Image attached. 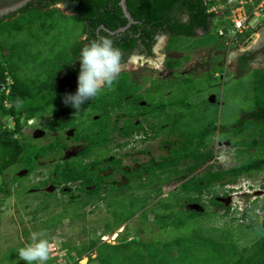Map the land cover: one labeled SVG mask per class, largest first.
Segmentation results:
<instances>
[{"label": "trees", "instance_id": "trees-1", "mask_svg": "<svg viewBox=\"0 0 264 264\" xmlns=\"http://www.w3.org/2000/svg\"><path fill=\"white\" fill-rule=\"evenodd\" d=\"M121 2L33 0L0 18V193L8 197L16 192L20 201L30 193L45 195L42 202L23 206L34 222L53 207L64 206L61 218L69 215L72 218L76 216L70 210L73 203L97 207L106 201L112 208L119 204L132 208L137 207L140 198L146 200L140 213L143 225L149 222L150 214L164 218L162 222H152L160 228L180 229L203 219H216L219 217L216 207L222 204L213 197L207 205L204 197L243 177L264 175V81L254 101L255 109L243 111L239 121L227 123L223 94L215 93L221 86L219 79L216 85L214 79L204 84L206 80L178 72L193 60V50L210 49L213 44L224 47L217 37L209 34L216 14L208 13L206 0H127L134 20L129 27ZM60 5L64 10L59 9ZM123 28L127 29L121 31ZM200 33L207 36L202 37ZM68 34L79 36L80 41L76 42V38ZM102 36L109 37L114 47L120 49L125 67L114 90H105L76 112L62 99L65 94L77 91L81 49ZM161 37L169 39L165 49L169 55L166 65L174 74L164 79L148 76L138 80L136 74L127 69L128 64L136 56L155 59ZM204 38L209 39L208 44ZM177 41L184 45L176 46ZM258 52L264 54V47ZM183 53L185 55L179 58L173 57ZM255 55L256 52L243 55L241 68L249 65L250 70ZM187 84L190 88L185 90ZM212 95L216 96L215 101L209 100ZM199 96L200 105L205 107L204 121L197 131L185 130L178 126L182 116L179 114L187 110L188 103H198L195 100ZM189 106L192 110L193 105ZM211 112L214 115L209 119ZM159 113L167 120L176 118L168 131L170 138L176 137L168 142L166 156L148 164L137 160L140 167L136 169L127 165L124 158L113 155L116 148L129 145V141H120L112 148L117 138L132 140L149 131L155 133L152 138L160 136L156 131L165 129L160 121L159 126L145 125L151 123L150 118L157 119L153 116ZM8 119L14 123L13 129L7 126ZM31 119L38 120L34 128L44 131L50 143L45 144L25 133ZM243 133L249 134L248 140L242 139L246 135ZM217 137L236 148L242 160L245 155H250V160L246 157L228 169L215 167L211 162L218 157L213 147ZM72 149H76V153L69 154ZM22 170L26 171L24 176L20 175ZM7 173H11L10 181ZM38 176L43 177L42 182L36 181ZM164 179L169 181L167 185ZM176 182L179 188L172 197L162 198L165 187ZM69 183L79 184V193L73 195L70 202L60 203L57 192L44 191L50 185L58 189ZM13 184L17 185L16 190L11 189ZM136 184L139 186L129 192ZM125 196L132 198L130 202ZM189 204H198L202 210L190 209ZM224 208L228 215L231 206ZM111 213L112 220L106 224L103 235L75 247L80 258H74V249H69L71 264H81L85 257H88L87 264H264V236L245 257L232 237L221 235L224 239H218L221 231L214 227L207 232L209 235L194 227L191 236L166 242L141 240L110 244L102 238L138 214L128 207L122 213L114 208ZM51 222L56 223V218ZM18 249H10L2 261L22 263ZM199 249H208L217 257L212 255L203 261L201 254H197ZM52 263L53 260L47 262Z\"/></svg>", "mask_w": 264, "mask_h": 264}, {"label": "rangeland", "instance_id": "rangeland-1", "mask_svg": "<svg viewBox=\"0 0 264 264\" xmlns=\"http://www.w3.org/2000/svg\"><path fill=\"white\" fill-rule=\"evenodd\" d=\"M61 10H64V7L59 6ZM225 13L219 12V15ZM80 31V30H79ZM76 32V31H75ZM75 32L73 34H75ZM81 33V32H79ZM78 33V34H79ZM73 34L69 35L73 37ZM80 41L79 36L73 37ZM184 41V40H182ZM180 41V45H184ZM204 41H207V44L209 43L208 38H204ZM264 42V40H261ZM76 44V43H75ZM167 42H164L163 45L158 47V50L165 51V53L168 55V53L165 50ZM178 41L176 42V46L179 45ZM196 52L193 57V64L192 66H186L184 70L186 71L184 74L189 72L190 70H197L200 68H203L198 66L200 61H202V57L197 54ZM161 53H159L160 55ZM175 54L173 57L179 58L183 56L184 54ZM234 55V53H233ZM169 56L165 57L164 60H167ZM234 57V56H233ZM232 57V59H233ZM164 60L160 62V59L154 60V61H145L143 59L134 58V60L130 61L129 65L127 66V69L133 72L135 77L142 81L145 77L151 76L153 78H167L169 76V72L165 68ZM232 61L231 59L228 61ZM181 71V72H182ZM204 71V68L203 70ZM213 72V71H212ZM212 72L205 73L206 75H211ZM180 75V74H178ZM204 75V74H202ZM232 77L229 78V81L227 84H225L222 87H218L215 90V93L218 94L219 92L223 94V110H224V120L227 123H235L239 121V119L242 117V112H248L250 110L255 109V99L257 96V93L261 90L260 83L264 81V70L257 72V71H249L247 75H244L240 78ZM185 79V77H184ZM201 76V80H202ZM189 84L185 86V90H188ZM178 91H180L178 89ZM181 92V91H180ZM203 96V95H202ZM200 96L195 100L198 103H188L187 110L184 109L182 114H179L181 116V128L183 127L185 130H199L201 123L204 121L202 118V112L205 107L201 106L200 103H202V100L199 102ZM214 101V98H213ZM189 105L192 106V110L189 108ZM200 105V106H199ZM171 113V112H168ZM164 114H166L164 112ZM214 113L211 112L208 116L209 119L213 117ZM157 119H152L151 123H145L146 127H149L150 124H157L162 123L164 125V128L162 131H156L160 132V136H157L156 138H152L155 133L152 131H149V133L146 135L141 134L133 138L132 140L128 139H122L117 138L114 142V145H112V148H115V144L117 142H124L129 141V145L123 146V148H116L113 151V155H117L118 158H124V161L127 165L134 166V168L138 169L140 166L136 163L138 160L141 164H148L152 160L160 161L163 156H166L168 154V148L170 147L169 141L170 139H174L176 136L173 135L174 138H170L168 136V131L172 127L171 123H175L176 118L173 119H166L165 116L161 113L157 114ZM168 118V117H167ZM7 126L9 128H14V123L11 119L6 120ZM32 125L28 123V127L25 129V133L30 136H34L35 139L42 140L45 144L48 142L50 143V140L45 138V132L42 131L40 128H34L33 125L36 124V120H33V122H30ZM45 125V124H41ZM157 126H159L157 124ZM162 127V126H161ZM163 128V127H162ZM250 131V133H253L254 131L247 129ZM246 134V133H243ZM249 134L242 136V139L248 140ZM211 143V142H210ZM214 150L216 153H218L217 160H213L211 164L215 165V167H223V168H230L233 166L238 165L241 161H244L246 159V155L243 156L242 160L240 156H237V151H229L228 147H230L229 143H222L218 139H216L214 144ZM76 149L70 150L68 153H76ZM229 151V153H228ZM127 155V156H125ZM248 160H250V155H248ZM204 168V167H203ZM203 170V169H202ZM26 174L25 170H22L20 172L21 176H24ZM6 178L10 181L11 180V173L6 174ZM35 178V177H33ZM164 178V177H163ZM163 178L160 180L161 184L163 182ZM167 183L169 181L167 179H164ZM254 180H260V184H264V175H259L253 178L243 177L240 180V183L237 185L230 184L226 187H218L215 190H213L212 195L205 197V202L207 205H209V201L211 198L214 197V199L221 203L222 205L219 207H216V210H219V217L216 219H203L202 221H196L191 223L188 227L183 228H176V227H169V228H160L157 226V224L152 223L155 221L162 222L164 218L155 216L154 214L149 215V222H147L146 225H143L141 222L140 213L144 210L142 208V204H146V200L142 201V199H137V207H130L127 205H115L113 208L109 207L107 202H102L100 206H89L86 210L82 211L80 214V211L82 210V206L79 204V206L72 210L73 215H77V217L80 216V219H76L75 216L72 218L71 215L65 216V218H61V215L63 214V207L62 208H51L49 209L45 214L42 216H38V219L34 222L33 216L28 214L29 210L23 207L25 204L28 203H38L39 201H43V195L41 192L38 193H30L25 198L22 197L21 201L17 197V193L13 192L11 195L6 197L5 195L0 193V264H10L7 261H2L6 253L12 248H21L27 243H30V234L32 232H45L47 234V238L53 243L54 249H53V255L50 260H53L52 264H71L69 259L68 251L70 248H73V255L74 258L77 256L80 258L81 256L78 254L79 250L75 247L81 246V244H87L89 242L94 241L95 239L99 238L101 235H103V232L105 230L106 224L112 220V213L114 208L120 210L122 213V210H126L127 207L133 210V212L136 214V217L133 218V220H129V229L127 228L125 232H127V236L120 235L121 230H115L117 234L120 235V238L113 239V233H110L107 235V243L111 244H121V243H129L131 241H148V242H166L169 240H173L177 237H189L192 235V230L194 227H197L200 231H203L202 233H206L208 231L213 230V227L216 229H219L220 236L218 239L223 240L224 238L221 235H225L227 237H232L234 241L236 242V246L240 248L241 251L245 252L244 256L247 257L249 252L254 251V247L257 246V243L259 240L264 236V199L260 200V203L257 205V209L260 211L259 214H254L249 216L247 219L244 217H241L242 214L238 213L237 207L240 205L244 206V199L248 198L246 197V192L242 191V187H248L250 184L256 185L258 183H255ZM37 182H42L43 177L36 178ZM1 183V178H0ZM10 183V182H9ZM28 183V182H24ZM22 184V183H21ZM236 184V183H235ZM10 185V184H9ZM23 185V184H22ZM137 185V184H136ZM134 185L130 190L136 189L139 185ZM20 187V186H19ZM17 185L13 184L11 189L16 190ZM179 188V184L173 183L170 186H166L164 189V193L162 198L169 199L172 197L173 193H175ZM14 190V191H15ZM44 191H49V193H55L57 191L58 196L60 197V203L63 202L67 197L65 194L62 193L61 190L57 189L55 190L53 187H48L44 189ZM151 191V190H150ZM150 194H148L149 196ZM6 197L3 201H1V198ZM129 202L130 199L128 196H125ZM32 205V204H31ZM231 206V213L228 215L226 214V210L224 207ZM95 207V208H94ZM195 208L199 209L200 211L202 208L198 206H194ZM148 208V207H147ZM71 210V209H70ZM186 210V209H184ZM138 215V216H137ZM53 218H56V223L51 222ZM48 227H47V225ZM253 225V226H252ZM125 229V228H124ZM230 231L231 234L228 232ZM214 232V231H213ZM212 232V233H213ZM209 235V234H207ZM216 237L212 238V240L216 241ZM105 242V241H104ZM197 254L203 257V261L206 259H209L210 256L213 255L212 252L208 249H199L197 251ZM86 255L85 253L83 256ZM96 254L94 255V257ZM215 256V255H213ZM217 257V256H215ZM247 259V258H246ZM49 260V261H50ZM48 261V262H49ZM200 261V260H199ZM249 261V260H248ZM87 260L84 261L86 263ZM73 263V262H72ZM20 264H24L23 262ZM83 264V262L81 263Z\"/></svg>", "mask_w": 264, "mask_h": 264}, {"label": "clouds", "instance_id": "clouds-1", "mask_svg": "<svg viewBox=\"0 0 264 264\" xmlns=\"http://www.w3.org/2000/svg\"><path fill=\"white\" fill-rule=\"evenodd\" d=\"M224 3L225 2H221L219 0H206V4L208 7V13L216 14L215 18L212 20V23L210 25L209 34L217 37L220 43H223L222 45H224V47L218 48V45L213 44L210 46V49L205 48V49H200L197 51L193 50L191 52L193 57H194L193 54H195L196 52H198L197 54L199 55H204L205 59L202 61V63L204 64L210 61V55L212 54L222 55V54L228 53L227 56H232L234 53V55L239 56V59H240L246 53L248 52L257 53L258 50L264 47V42L261 41V40H264V0H252V2L248 4L247 11L250 15V19L247 24L249 25L250 29L245 31L244 33L238 32L237 34L233 33L234 30L231 27L230 22H228L226 19L227 15L230 12V9L227 6H225ZM261 5H263L262 12L259 9ZM220 11L221 12L225 11V13L219 15ZM256 13H260V15H257ZM200 35L202 37L207 36L206 33H200ZM164 42H167L168 44L169 42L168 37L160 38L159 43L155 49L156 54H157V57L155 59L147 60L144 57L136 56V57H133L131 61L134 58L143 59L145 61H154L157 59L158 60L160 59V62L163 61L165 57L169 56L165 53V51H162L163 49H161L160 51L158 50V47L163 45ZM159 53L161 54L159 55ZM183 54L185 55V53ZM78 60L80 62V72L78 75L77 91L75 92V94H65L62 99V102L66 106H70L71 108L75 109L76 112L81 110L82 105H84L88 101H91L97 98L105 90H109V91L114 90V86L117 83L119 76L125 67V64L123 62L122 52L120 51L119 48L114 47L113 41L107 36H102L98 40H93L91 41V43L83 47L81 49ZM166 61L167 60H164V64H165L166 70L169 72L168 77H170L171 74L172 75L174 74V71L171 72V69L167 68ZM191 64H193V61H191V63H189L187 66L190 67L192 66ZM184 68L178 72L182 73L184 76L189 75V72L191 70L187 72L186 74H184L186 72V71H182L184 70ZM222 86H224V83H221L220 87ZM33 120H36V124L38 123L37 119H31L29 120L28 123L32 125L30 122H33ZM36 124H34L33 127ZM216 139L219 140L218 137ZM225 143H228V142H225ZM228 150L230 152L234 150L237 151L236 148H232L231 146L228 147ZM240 180H238L236 184L234 183V185L239 184ZM254 182L258 184L256 185L250 184L248 187H245V186L242 187V191L246 192L245 196L248 198L244 199L243 201L244 206L239 204V206L237 207L238 213L242 214L241 217H244L245 219H247L251 215L260 213V211L257 209V205L260 203V200L264 199V188H263L264 184L261 185L259 183L260 180H254ZM78 185L79 184L75 185L74 183H69V185L67 186H62V187L60 186L61 188H58L59 190L62 191V193H63V190L65 191L63 193L67 196L65 197L66 198L64 200L65 202H70V200H72V198L74 197L73 195H77L79 193ZM50 187H53V186L50 185ZM53 188L57 190L56 187H53ZM70 192H72V194H69ZM203 201L205 202V197ZM71 206L72 208L70 209L72 211V210H75L79 206V204L73 203V205ZM81 206H82V210L80 211V214L82 211L86 210L87 207L93 206V205L82 204ZM194 206H198L202 208L198 204L188 205L190 209H197ZM75 217L76 219H80V216L77 217L76 215ZM130 224L131 222L123 223L116 230H121L120 235L127 236V232L125 231L129 227ZM120 235L114 232L113 239L118 240L120 238ZM107 238H108L107 236H104L102 240L106 242ZM131 242H134V241H131ZM53 249H54V245L47 238V234L45 232H32L30 234V243H27L26 245L18 249V256H19V259L24 262V264H47V262L52 258ZM85 260H87L86 263H84ZM82 262L83 264H87L88 257H85L83 260L80 261V263Z\"/></svg>", "mask_w": 264, "mask_h": 264}, {"label": "crops", "instance_id": "crops-1", "mask_svg": "<svg viewBox=\"0 0 264 264\" xmlns=\"http://www.w3.org/2000/svg\"><path fill=\"white\" fill-rule=\"evenodd\" d=\"M227 54L226 53L222 55L212 54L210 55V61L209 62L207 61L208 63H205V64L202 63V61L205 59L204 55H200L202 57V61H200L198 66L201 65V67L204 68V71H202L203 68H200L197 70L192 69L189 72V75L191 74V76L198 77L200 80L202 76L203 78L202 80H206L204 84H206L207 82L210 83L209 81L214 79L213 82L216 85V80L219 79L220 84L224 83L225 85L228 83L229 78H232L234 76L237 78H240L244 75H247L249 71H252L254 69H264V54L263 53H260V52L256 53L255 58L253 59V62L250 63V70L248 69L249 65L245 66L244 69L241 68L239 56L237 55L227 56ZM230 59L232 61L228 62ZM209 72H212V74L211 75L205 74ZM213 98L215 101V98H216L215 95H212L209 98V100L213 101Z\"/></svg>", "mask_w": 264, "mask_h": 264}, {"label": "built area", "instance_id": "built-area-1", "mask_svg": "<svg viewBox=\"0 0 264 264\" xmlns=\"http://www.w3.org/2000/svg\"><path fill=\"white\" fill-rule=\"evenodd\" d=\"M225 2L224 5L230 9L229 14L227 15V21L230 22L231 27L233 28V33L237 34L244 33L249 30V25L247 24L250 15L247 11L248 4L252 0H219ZM260 11H263V5L259 7ZM260 15V13H256Z\"/></svg>", "mask_w": 264, "mask_h": 264}, {"label": "water", "instance_id": "water-1", "mask_svg": "<svg viewBox=\"0 0 264 264\" xmlns=\"http://www.w3.org/2000/svg\"><path fill=\"white\" fill-rule=\"evenodd\" d=\"M32 1L33 0H0V18L22 9ZM121 5L124 9L126 17L129 20V27L134 23V20L130 12L128 11L127 0H122ZM126 29L127 28H123L121 29V31H124Z\"/></svg>", "mask_w": 264, "mask_h": 264}]
</instances>
